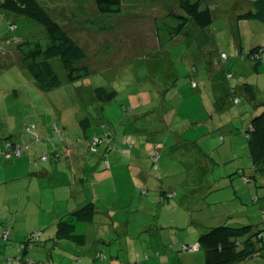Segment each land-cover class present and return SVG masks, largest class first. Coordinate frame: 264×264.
<instances>
[{
  "label": "rangeland",
  "instance_id": "obj_1",
  "mask_svg": "<svg viewBox=\"0 0 264 264\" xmlns=\"http://www.w3.org/2000/svg\"><path fill=\"white\" fill-rule=\"evenodd\" d=\"M38 1L86 52L90 76L68 82L55 58L62 84L43 90L2 39L44 45L45 28L0 19V264H205L202 248L181 246L223 225L264 233V163L255 170L247 138L264 111V52L258 67L250 57L264 48V24L237 18L254 5L207 0L215 23H190L161 47L154 19L176 0H123L118 15L100 14L95 0ZM64 14L74 18L63 24ZM97 87L114 99L99 101ZM43 169L50 175L30 177ZM88 202L96 220L74 221L84 243L59 237Z\"/></svg>",
  "mask_w": 264,
  "mask_h": 264
},
{
  "label": "trees",
  "instance_id": "obj_2",
  "mask_svg": "<svg viewBox=\"0 0 264 264\" xmlns=\"http://www.w3.org/2000/svg\"><path fill=\"white\" fill-rule=\"evenodd\" d=\"M95 4L98 12L102 15H118L123 8V0H95ZM254 7V11L241 14L238 18L264 24V0H255ZM0 9L1 20L5 19V15H15L32 20L45 28L47 42L44 45L32 39L15 40V42L13 37L2 39V43L13 44L18 50L20 62L40 88L52 90L61 86L62 81L51 64V60L55 58L60 60L68 82L75 83L90 76V69L81 64L87 59L86 52L69 35L63 25L52 18L48 9L41 5L38 0H0ZM213 10L212 5L208 4L207 0H180L177 11H172L164 17L154 20L155 33L160 46L164 47L167 42L172 41L175 37L187 34L190 23H194L201 29L212 26L215 21ZM7 22L9 32L14 33L17 27L13 30L11 26L15 22ZM3 50L1 47L0 52ZM263 52L264 48L261 46L253 48L250 52V57L257 61L256 67L260 64ZM247 91L251 96H254V90L251 86H247ZM95 94L99 101L106 103L114 99L116 92H107L105 88L97 87ZM83 125H88L87 119L83 121ZM247 138L254 167L257 170L264 163V111L252 118ZM99 139L103 140L102 137ZM89 143L91 144L92 140ZM109 148L100 150L104 154L105 150H109ZM96 153L95 150H91V155ZM107 158L105 155L102 164L105 170H110L112 167ZM106 161L109 166L105 165ZM152 162L153 164L156 163L155 158L152 159ZM156 167L154 166V168ZM94 214L93 203H88L70 214L68 219L63 220L59 225V237L83 244L85 238L83 235L75 234L74 221L91 223ZM198 246L205 252V264L241 263V261L252 258L264 250V233L253 226L230 227L223 225L201 235ZM144 258L148 259L149 256L145 255Z\"/></svg>",
  "mask_w": 264,
  "mask_h": 264
},
{
  "label": "crops",
  "instance_id": "obj_3",
  "mask_svg": "<svg viewBox=\"0 0 264 264\" xmlns=\"http://www.w3.org/2000/svg\"><path fill=\"white\" fill-rule=\"evenodd\" d=\"M50 2L52 1V0H49ZM219 0H217V2H218ZM238 1V0H237ZM249 1V7L250 8H252L253 9V5H254V2H255V0H248ZM65 2H67L66 0H63V3H65ZM179 2H180V0H176V3L179 5ZM218 4H219V2H218ZM218 4H216V6L218 5ZM178 8H179V6H176L175 5V7L173 8V6H166V15H168L170 12H172V11H177L178 10ZM249 11H251V9H249ZM239 16H237V18H238ZM61 19V22H63V24H65L66 22H68V21H72L71 19H73L74 17H69V16H67L66 14H64L63 16H61L60 17ZM157 18H160V17H155V19H157ZM154 19V20H155ZM214 19H215V17H214ZM240 19L238 18V21H239ZM14 22V21H13ZM65 22V23H64ZM215 23V22H214ZM213 23V24H214ZM16 24V23H15ZM238 25V27H239V24H237ZM16 27L18 28V26L16 25ZM5 30H6V26H5ZM17 30V29H16ZM15 30V31H16ZM14 42H15V40H14ZM8 45H13V44H10V43H7ZM262 58H263V55H262ZM36 173V174H35ZM35 173H30V177H44V176H47V175H50V172L49 171H47V170H45V169H43V170H40V171H38V172H35ZM88 203H93L94 204V207H95V214H94V219H93V221L91 222V223H93L95 220H96V213H97V210H96V206H95V203L94 202H88ZM87 203V204H88ZM86 205V204H85ZM84 205V206H85ZM83 206V207H84ZM79 209H81V208H79ZM78 209V210H79ZM77 210V211H78ZM76 212V211H75ZM74 213V212H73ZM72 214V213H71ZM264 251V250H263ZM164 252H167L168 254H171L170 252H172V250L171 249H167V250H164ZM157 253H159V255H157ZM261 254H262V251L260 252V254H258V255H256V256H254V257H252V258H249V259H246V260H248L247 262H246V264H249V263H252V261L255 263V264H261V260H258V259H261V258H258V257H261ZM100 256V255H99ZM159 256H161V253L160 252H156V253H154V256L153 257H159ZM98 257V256H97ZM256 258V259H255ZM145 259V258H144ZM171 259V258H170ZM255 259V260H254ZM146 260V259H145ZM172 262V261H171ZM35 263V262H34ZM235 264H241V263H235Z\"/></svg>",
  "mask_w": 264,
  "mask_h": 264
},
{
  "label": "built area",
  "instance_id": "obj_4",
  "mask_svg": "<svg viewBox=\"0 0 264 264\" xmlns=\"http://www.w3.org/2000/svg\"><path fill=\"white\" fill-rule=\"evenodd\" d=\"M11 29H13V30L16 29V25L13 24L11 26ZM101 143H102V140H100L99 138L93 139L92 143L90 144L91 150H93V148L95 146H98ZM0 151H2V148H0ZM7 152H11L13 154L15 153L16 156H21L22 155L21 154V150L17 149L12 143L7 144ZM44 158H45V156L42 157V159H44ZM157 161H158V158H155V162H157ZM105 165L109 166V163L106 161ZM199 250H200V247L198 245H196V246L183 245L182 246V251H185V252H195V251H199ZM98 257H101V255L100 256L98 255ZM146 258H147V256H146Z\"/></svg>",
  "mask_w": 264,
  "mask_h": 264
}]
</instances>
